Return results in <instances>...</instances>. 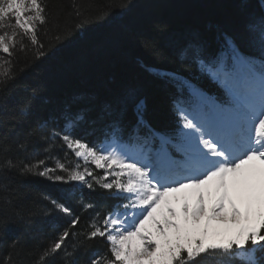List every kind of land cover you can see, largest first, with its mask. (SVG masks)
Returning <instances> with one entry per match:
<instances>
[{
	"label": "snow or ice",
	"instance_id": "6c2138e0",
	"mask_svg": "<svg viewBox=\"0 0 264 264\" xmlns=\"http://www.w3.org/2000/svg\"><path fill=\"white\" fill-rule=\"evenodd\" d=\"M132 2L122 0L117 7L127 9ZM240 6L247 8L248 0H240ZM73 10L76 28L103 18L78 5ZM53 30L46 46L41 34ZM72 31L73 25L61 26L58 17L50 18L46 0H0V127L8 115L24 123L39 94L32 89L14 112L6 111L5 94L17 79L16 64L23 59L30 66L47 54L53 41L61 42ZM217 39L215 55L207 54L196 36L177 49V60L195 68L191 78L179 70L142 65L176 90L178 127L172 135H160L147 125L144 102L131 91L102 105L91 120L88 109L66 105L58 116L22 131L0 132V229L7 230L10 223H22L26 230L30 226L22 211L14 210V219L5 214L12 203L4 195L10 190L9 173L78 182L121 201L102 217L97 212L81 232L71 231L80 218L71 219L69 228L33 264H264V0L258 13H249L241 37L221 33ZM140 43L162 55L154 39L142 37ZM202 78L216 84L223 99L193 83ZM129 104L136 124L125 137L123 116ZM58 122L62 124L57 131L51 125ZM85 123L98 131L95 143L74 135ZM37 139L48 144L46 153L59 140L76 158V166L69 168L59 160L56 168L47 167L44 160L31 162L37 153L29 149ZM57 169L67 176L55 174ZM95 169L104 170L103 175H94ZM52 204L72 215L63 203ZM82 204L85 210L94 208ZM71 236L82 239L69 247ZM93 240H103L106 250L82 261L80 255ZM9 248L0 264H14L12 251H23L19 238Z\"/></svg>",
	"mask_w": 264,
	"mask_h": 264
},
{
	"label": "trees",
	"instance_id": "16d2710c",
	"mask_svg": "<svg viewBox=\"0 0 264 264\" xmlns=\"http://www.w3.org/2000/svg\"><path fill=\"white\" fill-rule=\"evenodd\" d=\"M46 2L50 18L55 20L58 17L61 26L64 23L73 25L72 34L59 43L53 41L47 54L32 61L30 66H26L23 59L16 64L13 71L17 73V79L10 83L5 94L6 111L9 114L14 112L18 103L30 96L32 89H38L39 94L24 123L17 124L10 115L5 116L7 123L0 127V132L22 131L38 120L58 116L66 105H71L73 110L88 109L91 120L102 105L114 102L131 91L137 101L144 102L143 119L147 125L160 135H172L178 127L174 110L176 90L142 65L179 70L191 78L195 68L182 65L175 55L186 40L198 37L207 54L215 55L220 47L218 36L228 33L241 37L249 13L260 10V0H248L245 9L241 8L240 0H133L127 9L117 7L122 0ZM74 5L82 11L102 14L103 18L76 28ZM53 34L54 30L48 36L41 34L46 46ZM142 37L154 39L162 55H154L144 48L140 43ZM193 83L207 94L223 99L222 90L206 78L193 80ZM123 123L126 137L136 124L132 104L124 113ZM61 124L58 122L51 126L58 131ZM74 135L92 144L97 141L99 133L85 123ZM47 147L44 140H34L29 153L35 150L37 155L31 162L44 160L47 167L56 168L59 160L69 168L76 166V158L61 147L59 140L46 153L44 149ZM103 171L95 169L94 175L102 176ZM55 174L67 176L59 169ZM88 179L92 180L91 177ZM7 182L10 190L4 195L11 198L12 203L6 207V216L14 219V210H19L30 223L27 230L22 223H10L7 230L0 229V260L11 251L9 245L13 240L19 238L23 246L19 255V250L12 251L14 264H33L40 252L69 228L71 219L80 218L79 225L71 229L78 233L97 212L102 217L121 203L99 188L91 192L78 182H54L35 174L19 176L9 173ZM52 200L70 208L72 215L55 209ZM82 200L92 203L94 208L85 210ZM77 239L82 237L71 236L67 241L69 247ZM89 244L87 251L80 255L82 261H87L93 253L106 250L103 240H93Z\"/></svg>",
	"mask_w": 264,
	"mask_h": 264
},
{
	"label": "rangeland",
	"instance_id": "374dc122",
	"mask_svg": "<svg viewBox=\"0 0 264 264\" xmlns=\"http://www.w3.org/2000/svg\"><path fill=\"white\" fill-rule=\"evenodd\" d=\"M3 55V54H2Z\"/></svg>",
	"mask_w": 264,
	"mask_h": 264
}]
</instances>
